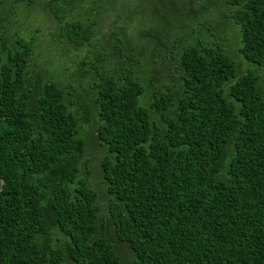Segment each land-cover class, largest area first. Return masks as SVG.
<instances>
[{
    "label": "trees",
    "instance_id": "16d2710c",
    "mask_svg": "<svg viewBox=\"0 0 264 264\" xmlns=\"http://www.w3.org/2000/svg\"><path fill=\"white\" fill-rule=\"evenodd\" d=\"M19 1L0 0V264H124L118 243L130 264H264V0H224L221 13L239 53L263 72H242L221 40L200 35L208 29L199 21L176 36V18L198 19L210 0H150L141 21L151 27L140 35L160 53L147 85V46L124 26L110 33L129 67L109 66L91 90L108 153L106 216L81 168V117L67 106L78 103L35 74L33 36L10 31ZM98 1L91 17L77 7L83 0L24 6L48 12L62 43L90 50L105 41L98 28L110 11Z\"/></svg>",
    "mask_w": 264,
    "mask_h": 264
},
{
    "label": "rangeland",
    "instance_id": "374dc122",
    "mask_svg": "<svg viewBox=\"0 0 264 264\" xmlns=\"http://www.w3.org/2000/svg\"><path fill=\"white\" fill-rule=\"evenodd\" d=\"M92 1L93 0H83L82 6L77 5V7L80 6L79 8L82 10V15L91 17L87 12L92 8ZM144 1H146V6H144ZM191 1L195 5L199 2V0ZM224 2V0L220 2L218 0H210V9L206 8L198 19L177 17L176 21H178V23H180L181 18H183L184 21L177 25L176 36H182L184 33L191 30L187 24H191V26L194 27L197 21H199L203 29H208L206 32H200V35L210 41H215L217 39L221 40L224 50L230 55H234L232 58L237 67H239V62L242 63V72L246 70L263 72L261 67L247 61L242 54L239 53L236 43V29L226 27V23L222 26L223 15L221 13H224V8L226 7V3ZM98 4L107 10L110 9L109 12L105 13L98 28V30H100V38H105V41L96 44V46H93L90 50L88 46L77 49L62 43L56 36L59 31V25L56 23L55 19L39 6L35 8L24 6V0H20L19 3L16 4L15 17L12 18V22L8 24V26L11 32L17 31L28 38H30L31 35L33 36L35 50L31 59V67L34 68L35 74L41 81L50 80L63 85L64 97L68 100H72L73 103H78L76 105L77 110L73 104L70 106L66 104L68 109L76 117H81L79 135L86 145L82 157L81 168L83 172L89 171L88 181L98 193V203L101 207L100 214L106 216L109 194L106 191L105 185L100 180V161L108 153L96 139V122L94 118L97 120V114L93 101L94 95L91 90L94 83H96L103 74L102 72L106 71L109 66L116 64L119 73H121V71L124 72V68L129 67L127 64H121L123 61H126V58L120 57V60L117 61L116 52H114V48L115 50L117 49L116 45H118L119 41L117 35L121 33V26H124V29H126L125 34L127 35L128 32L130 34L129 37L133 38L135 42L139 44L138 48L140 45L147 46L144 60L145 72L140 73L142 76L140 82L143 85H147L151 81L152 71L150 69L154 68L152 59H155L158 53H160V46L156 39H154L156 43L151 42L149 44L147 43V39L141 38L140 35L141 30L146 31L148 27H151L149 23L141 21V19L145 21L148 19L146 17L150 14V12L147 11L149 9L148 6L151 5L150 0H99ZM214 26L222 27H220L219 30H215L213 28ZM159 31L163 33L164 28L160 27ZM112 32H118V34L116 35L115 33L111 35ZM214 34L217 37H215ZM191 37L190 35L189 39H191ZM183 42H185L184 39ZM166 53L167 51L164 52V54ZM133 71H135V69H133ZM132 74H134V72H132ZM240 74L241 73L237 72L236 69V75ZM164 81H166L165 78L159 84V88H162V90L165 89V86L162 84ZM149 90H151L150 86L147 87L146 98L143 100L144 102L149 100ZM143 101L140 100V104H145ZM108 236L115 239L111 229L108 230ZM118 249L124 260V264H130L131 256L128 248L124 244L118 243Z\"/></svg>",
    "mask_w": 264,
    "mask_h": 264
}]
</instances>
